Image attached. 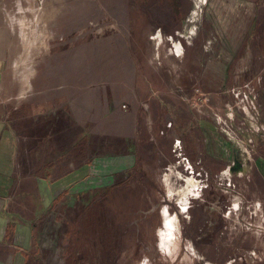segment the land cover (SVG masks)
<instances>
[{"label": "rangeland", "instance_id": "obj_1", "mask_svg": "<svg viewBox=\"0 0 264 264\" xmlns=\"http://www.w3.org/2000/svg\"><path fill=\"white\" fill-rule=\"evenodd\" d=\"M75 1L21 2L19 18L45 26L36 30L25 21L23 42L18 20L15 24L21 53L12 64L18 90L9 103L34 95L38 69L44 67L47 79L56 75L52 24L63 9H76ZM85 1L81 14L90 12L92 19L81 25L80 30L87 25L84 35L75 27L72 42L77 45L83 37V53H89L84 73L89 84L83 92L91 101L93 122L97 116L107 125L100 130L114 137L97 133L98 145L89 146V156L101 154L105 144L112 149L103 155L131 152L132 167L119 180L98 173L97 189L90 190L87 179L75 194L67 192V213L51 220L62 222L49 237L54 250L42 264H264V155L255 145L264 134V93L258 85L264 83V0ZM24 61L32 70L22 95V71L15 63L23 69ZM136 66L150 83L134 84ZM236 88L249 101L244 95L235 99ZM198 119L217 127L216 141L223 134L230 153L223 169L211 160L199 161L200 153L193 158L191 145L176 137L175 129L186 122L192 127ZM127 131L132 141L123 140ZM187 134L191 144L201 135L196 129ZM207 138L212 152L215 145L210 134ZM75 155L73 166L89 161L86 153L81 159ZM112 158L108 171L114 174L119 160ZM69 163L65 159L62 174L72 170ZM184 177L199 182L192 195L194 181L180 190Z\"/></svg>", "mask_w": 264, "mask_h": 264}, {"label": "crops", "instance_id": "obj_2", "mask_svg": "<svg viewBox=\"0 0 264 264\" xmlns=\"http://www.w3.org/2000/svg\"><path fill=\"white\" fill-rule=\"evenodd\" d=\"M20 1L24 0H0V264H42L44 256L47 257L54 250V244L48 245L49 237L56 224L62 222L51 220L57 216L61 218L62 212L64 215L67 213V192V196L75 194L87 179L90 180V186L93 184L90 190L99 188L102 182L96 180L98 173L109 176L112 180V175L114 177L120 172L130 171L132 166L127 159L133 157L131 152L126 151L118 156L103 155L105 149H112L105 144L100 149L101 154L92 152L89 156V146L98 145L97 133L103 132L101 130L107 125L105 126V122L99 124L97 116L96 124L93 122L95 114L91 101H87L83 92L84 87L89 84V78L86 79L84 74L89 63L88 51L83 53V37L77 45L72 42L75 27L78 26L80 30L82 24L90 23L92 19L90 12L87 15L81 14L80 9L87 4L85 0H76V9H63L61 17L52 24L50 46L59 58L58 61H53L56 75L47 79L44 77V67L38 69L34 77V95L19 104L8 102L7 99L15 96L18 90L12 64L21 50L19 35L8 21L7 15L17 9L16 4ZM45 1H59L63 4L66 0ZM86 27L87 25L79 33L84 35ZM135 70L134 84L150 83L148 76L138 72L137 66ZM258 85L264 86V83ZM263 86L260 88L262 94ZM244 87L248 92L254 89ZM210 94L215 98L218 96L213 91ZM114 106V114L118 115L120 106L118 103ZM200 117L205 119L201 115ZM201 120L198 119L192 127H188L187 122L186 125H180V128L175 129V135L182 142H188L183 143L187 148L191 145L189 150L192 151L193 158L196 153H200L199 161L211 160L218 166L214 162L217 161V158H213L214 155L217 150H227L223 134L219 133L220 141H216L213 138H216L214 131H218L215 130L217 127ZM240 127V123L237 124L236 128ZM193 129L201 133L204 142L199 134L196 142H189L187 133ZM131 132L124 133V141H132ZM101 134L108 136L110 133L104 131ZM209 134L213 140L211 145H215L212 152L206 147ZM108 138L113 140L114 137L109 135ZM255 145L264 155V134L256 139ZM75 152L76 159H81V153H86L89 161L73 166ZM112 157H118L119 160L115 164L117 170L114 174L108 171V168L113 167ZM65 159L70 162L69 167L72 169L67 175L62 174ZM84 159L87 160L85 156ZM220 165L223 164L220 162ZM224 167L220 166L221 169ZM45 172L48 177L44 176ZM48 225L51 230L47 228Z\"/></svg>", "mask_w": 264, "mask_h": 264}, {"label": "built area", "instance_id": "obj_3", "mask_svg": "<svg viewBox=\"0 0 264 264\" xmlns=\"http://www.w3.org/2000/svg\"><path fill=\"white\" fill-rule=\"evenodd\" d=\"M21 2L22 1H20V2H18L16 5H17V9L15 10L16 12L15 13H10V14H8L7 15V17H8V21H10V23H11V25L13 26V27H15V24H17V20H18V22H19V31L21 32V33H19V35L22 37L21 39L23 40V42H25V39H24V35H22V26H23V23L26 21V23L27 24H30V25H34V24H32L31 22H29L27 19H25V20H23V17L22 18H19V16L23 13V6H22V4H21ZM27 10H28V8H27ZM37 14V13H36ZM40 25H42V26H45V24H41V21H40V23H37V24H35V29L36 30H39L41 27H40ZM40 27V28H39ZM25 38H27V35H26V37ZM20 62H18V63H15V65L17 66V70L19 69V71H22V68H20V65H18ZM28 87L29 86H27V88L26 87H24L23 88V92H22V95H23V93H25L24 92V90H28ZM238 88H236V89H233V91H232V94L234 95V97H235V99H240L239 97L241 96V95H244V100H247V101H249V98H248V96L247 95H245V93H241V90L240 89H238ZM26 94V93H25ZM240 100H243V98L242 99H240ZM252 103L251 104H253L254 106H255V103H254V101H253V99L251 98V100H250Z\"/></svg>", "mask_w": 264, "mask_h": 264}, {"label": "bare ground", "instance_id": "obj_4", "mask_svg": "<svg viewBox=\"0 0 264 264\" xmlns=\"http://www.w3.org/2000/svg\"><path fill=\"white\" fill-rule=\"evenodd\" d=\"M29 44H30V46L31 47H34L35 46V42L33 41V40H31L30 42H29ZM25 62V61H24ZM26 66L22 69V80H23V83H24V87H26L27 88V86H29L30 85V81H29V83L28 82H25V80H24V78L26 77V75H27V72H28V70H32L31 69V66L30 65H28L27 64V62H25L24 63ZM20 68H21V66H20ZM30 73H31V76H32V74H33V72L32 71H30ZM29 74V73H28ZM30 76V77H31ZM29 80H30V78H29ZM176 147H179V141L177 142V145L175 144V151H177V148ZM179 150V149H178ZM179 152V157L180 156H183L182 155V153H181V151L179 150L178 151ZM184 160V159H183ZM171 173H173V172H171ZM185 178V180H184V186H183V188L182 189H180V190H184V189H186L189 185H192V182L194 181L195 182V185H194V187H191L190 188V191H189V195L191 194H193L192 192L197 188V187H199L200 185H199V182L196 180V179H194V178H191V177H184ZM187 198H188V196H187ZM187 198H186V201H187ZM183 200V199H182ZM186 201H184L183 200V202H182V204L184 205L183 207H186V205H187V202Z\"/></svg>", "mask_w": 264, "mask_h": 264}, {"label": "trees", "instance_id": "obj_5", "mask_svg": "<svg viewBox=\"0 0 264 264\" xmlns=\"http://www.w3.org/2000/svg\"><path fill=\"white\" fill-rule=\"evenodd\" d=\"M262 1V0H261ZM253 24V22H251V25ZM189 151H191V150H189ZM192 152V151H191ZM230 156V153H227L226 151H222V150H217V152H216V154L214 155V157L213 158H217V161H214V162H216V163H218V166H219V164H220V162L222 163V162H224V160H225V162H227V163H230L228 160H226V159H228V158H230L229 157ZM123 174V172H120V173H118V174H116V175H114V177L115 178H120V176ZM116 179V180H117ZM119 180V179H118Z\"/></svg>", "mask_w": 264, "mask_h": 264}]
</instances>
